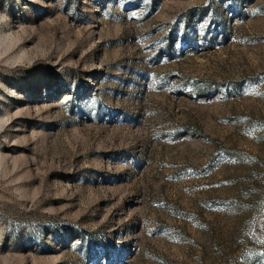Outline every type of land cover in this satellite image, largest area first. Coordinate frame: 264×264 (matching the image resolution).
Returning <instances> with one entry per match:
<instances>
[{"label": "rangeland", "instance_id": "374dc122", "mask_svg": "<svg viewBox=\"0 0 264 264\" xmlns=\"http://www.w3.org/2000/svg\"><path fill=\"white\" fill-rule=\"evenodd\" d=\"M0 264H264V0H0Z\"/></svg>", "mask_w": 264, "mask_h": 264}]
</instances>
